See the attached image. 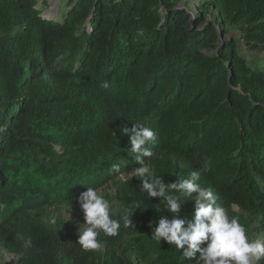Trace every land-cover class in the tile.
<instances>
[{"label":"trees","instance_id":"obj_1","mask_svg":"<svg viewBox=\"0 0 264 264\" xmlns=\"http://www.w3.org/2000/svg\"><path fill=\"white\" fill-rule=\"evenodd\" d=\"M181 2L61 0L47 18L46 0H0V247L15 264H195L152 238L195 202L173 216L147 198L133 125L155 132L145 160L166 185L199 171L249 239L264 231V0ZM87 187L113 190L121 225L94 251L57 216Z\"/></svg>","mask_w":264,"mask_h":264},{"label":"clouds","instance_id":"obj_2","mask_svg":"<svg viewBox=\"0 0 264 264\" xmlns=\"http://www.w3.org/2000/svg\"><path fill=\"white\" fill-rule=\"evenodd\" d=\"M101 86L107 89L109 84L105 82ZM122 134L129 137L130 152L135 154V163L140 165L133 175L140 179L142 190L147 193L149 200L159 197L164 210L173 216L179 211L178 200L182 197H191L195 202V210L190 219H159L152 236L157 243L164 241L174 245L181 250L184 260H194L195 264H255L264 258V242L249 239L239 218L230 217L228 211L217 203L213 192L198 183L201 177L199 171L191 172L179 184L166 185L162 177L157 176L155 170L148 166L145 158L153 156L150 146L157 139L150 127L133 125L131 129L123 128ZM112 168L116 172L120 171L118 164L112 165ZM194 193L197 195L193 196ZM78 201L84 212L85 223L79 231L77 243L85 251L99 250L102 245L98 236L101 232L108 237L117 236L120 222L112 218L109 201L98 194L96 189L87 187ZM134 207L139 209L140 206L137 204ZM124 219L128 227L129 218ZM49 222L55 225L56 217H51ZM31 245L29 238L24 247L27 249Z\"/></svg>","mask_w":264,"mask_h":264},{"label":"rangeland","instance_id":"obj_3","mask_svg":"<svg viewBox=\"0 0 264 264\" xmlns=\"http://www.w3.org/2000/svg\"><path fill=\"white\" fill-rule=\"evenodd\" d=\"M42 0H40L41 2ZM189 0H182V2L179 4V7L183 8L185 7V4ZM61 0H46V6L43 8V16L50 18V17H56L60 13V7H61ZM64 6V5H62ZM191 10H194L195 4L190 3L188 5ZM193 7V8H192ZM210 16H208V20H210ZM98 194L104 196L105 199H107L111 205V214L113 216L114 210H115V203H114V192L112 189H106L102 188L100 190H97ZM233 211L236 213L237 209L233 208ZM57 216L65 222L66 226L68 228L73 227L75 231H80L83 228V225L85 223L84 220V212L81 208V205L70 207V208H62L61 211L57 212ZM260 235L256 236V239L253 240H260L261 242H264V231H259ZM16 257L6 251L5 249L0 247V264H15ZM202 264V263H201ZM255 264H264V258L260 259L259 261L255 262Z\"/></svg>","mask_w":264,"mask_h":264}]
</instances>
